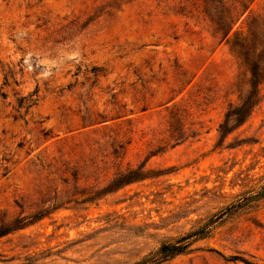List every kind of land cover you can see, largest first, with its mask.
<instances>
[{
    "label": "rangeland",
    "instance_id": "1",
    "mask_svg": "<svg viewBox=\"0 0 264 264\" xmlns=\"http://www.w3.org/2000/svg\"><path fill=\"white\" fill-rule=\"evenodd\" d=\"M202 3L0 0V226L48 211L0 264H135L204 225L161 264H264V82L222 135L250 72Z\"/></svg>",
    "mask_w": 264,
    "mask_h": 264
},
{
    "label": "trees",
    "instance_id": "2",
    "mask_svg": "<svg viewBox=\"0 0 264 264\" xmlns=\"http://www.w3.org/2000/svg\"><path fill=\"white\" fill-rule=\"evenodd\" d=\"M202 12L208 19L215 24L216 32L222 34V39H228L234 34V40L231 42V49L243 60L250 72L249 89L236 105H231L226 112L223 122L219 126L222 135H226L233 128L242 124L251 114L253 108L259 101V87L264 82V44L260 50L254 45L256 39V29L263 25L264 20L259 16L251 19L248 24L247 35L239 36L234 30L235 24L241 16L246 13L254 0H202ZM216 2V3H214ZM146 176L138 170L129 169L126 173H121L113 180L109 188L124 185L132 181L140 180ZM258 199L264 198V186L261 187ZM239 203L237 202V205ZM237 205L234 207H237ZM45 212H38L32 216H23L14 219L9 224L0 226V237L12 231L21 229L40 219ZM212 222V221H209ZM209 224V223H208ZM206 225L185 234L174 241H168L160 245L154 252L135 264H161L190 251V246L195 239L203 238L207 232Z\"/></svg>",
    "mask_w": 264,
    "mask_h": 264
}]
</instances>
